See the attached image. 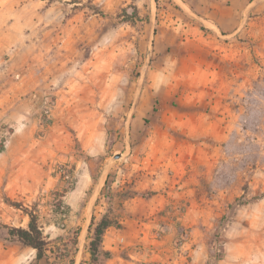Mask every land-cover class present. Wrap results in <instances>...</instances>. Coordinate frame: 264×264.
Instances as JSON below:
<instances>
[{"label": "rangeland", "instance_id": "rangeland-1", "mask_svg": "<svg viewBox=\"0 0 264 264\" xmlns=\"http://www.w3.org/2000/svg\"><path fill=\"white\" fill-rule=\"evenodd\" d=\"M185 1L0 0V264H91L104 215L110 258L264 264V43L220 104L171 58ZM25 208L40 261L8 232Z\"/></svg>", "mask_w": 264, "mask_h": 264}, {"label": "crops", "instance_id": "crops-1", "mask_svg": "<svg viewBox=\"0 0 264 264\" xmlns=\"http://www.w3.org/2000/svg\"><path fill=\"white\" fill-rule=\"evenodd\" d=\"M253 3L249 0H186L183 6L184 11L187 9L188 19L182 21V41L175 36L167 40L169 45L174 46L172 59L181 60L183 68L191 71L199 68L209 75L202 84V90L220 92V104L231 99V93L238 90V60L247 61L253 57L248 44L257 39L264 43V20H247V15L253 13ZM255 9L262 13L264 1ZM180 48L181 51L178 50ZM249 68L252 71V65ZM97 145H101L100 139ZM104 236L105 233L103 241ZM84 256L88 262L90 254L87 249ZM127 261L113 256L106 264H136Z\"/></svg>", "mask_w": 264, "mask_h": 264}, {"label": "trees", "instance_id": "trees-1", "mask_svg": "<svg viewBox=\"0 0 264 264\" xmlns=\"http://www.w3.org/2000/svg\"><path fill=\"white\" fill-rule=\"evenodd\" d=\"M136 194L131 193L125 196V199L134 197ZM17 208L22 206L15 204ZM23 213L29 217L27 229L21 228H9V235L16 237L19 242L25 247H30L36 251L35 259L37 261L45 257V252L48 250V243L43 237L40 226L38 225V215L33 211H29L27 208L22 209ZM117 225L115 221L104 215L97 223H94V218L91 219L88 227V233L90 234V241L88 244V251L90 254V263L98 264L100 257L109 259L111 254L109 252H101L100 247L105 231L112 226Z\"/></svg>", "mask_w": 264, "mask_h": 264}]
</instances>
